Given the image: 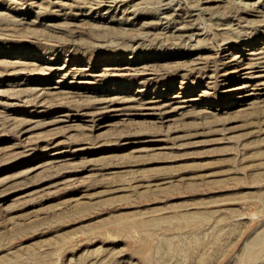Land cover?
Instances as JSON below:
<instances>
[{
  "label": "rangeland",
  "instance_id": "rangeland-1",
  "mask_svg": "<svg viewBox=\"0 0 264 264\" xmlns=\"http://www.w3.org/2000/svg\"><path fill=\"white\" fill-rule=\"evenodd\" d=\"M231 1L0 0V264H264V94L221 64L264 61V0Z\"/></svg>",
  "mask_w": 264,
  "mask_h": 264
},
{
  "label": "bare ground",
  "instance_id": "bare-ground-1",
  "mask_svg": "<svg viewBox=\"0 0 264 264\" xmlns=\"http://www.w3.org/2000/svg\"><path fill=\"white\" fill-rule=\"evenodd\" d=\"M96 1V0H95ZM100 1V0H99ZM121 1V0H120ZM209 1V0H208ZM213 2H220V1H222V0H212ZM231 1V0H230ZM235 1V0H234ZM234 1H231V2H234ZM117 2H119V0L117 1V0H105V1H103L102 0V3H104V4H102V5H98V3L97 4H94V5H96L94 8H92V9H99V8H101L102 6H106L107 8H112L113 6H114V4L116 3L117 4ZM124 2V1H123ZM235 2H237V1H235ZM234 2V4H236V8H238L237 6H238V4L237 3H235ZM247 2V1H246ZM56 3V2H55ZM95 3V2H94ZM169 3V2H168ZM223 3V2H222ZM238 3L240 4V6H244V7H246L247 9H248V6H252V5H248L247 3H244V2H239V0H238ZM249 3V2H248ZM124 4V3H123ZM232 4V3H231ZM257 4V3H256ZM256 4H254V5H256ZM261 4V3H260ZM90 5V4H89ZM93 5V6H94ZM165 5V4H164ZM171 5V4H170ZM173 5V4H172ZM171 5V6H172ZM167 7V6H166ZM164 8V9H167V8ZM169 7V6H168ZM260 7V6H259ZM88 8V7H87ZM169 8H171V7H169ZM180 8V7H179ZM242 8V7H241ZM255 8V7H254ZM262 8V7H261ZM102 9V8H101ZM124 9V8H123ZM243 9V8H242ZM251 9V8H250ZM253 9V8H252ZM87 10H89V9H87ZM168 10V9H167ZM176 10V9H175ZM180 10V9H179ZM241 10V9H240ZM249 10V9H248ZM254 10V9H253ZM174 11V10H173ZM239 11V10H238ZM242 11V10H241ZM240 11V12H241ZM246 10L244 9V12H245ZM251 11V10H250ZM263 11V10H262ZM90 11H88V13H89ZM94 12V11H93ZM127 12H128V10H127ZM175 12V11H174ZM91 13V12H90ZM97 13V12H96ZM256 13H257V11H256ZM262 13H264V12H262ZM174 14V13H173ZM260 14V13H259ZM174 16V15H173ZM176 16V15H175ZM181 16V15H180ZM169 18V17H168ZM126 19V18H125ZM128 19V18H127ZM167 19V18H166ZM127 21V20H126ZM173 21H175V20H173ZM177 21V20H176ZM172 23H174V22H172ZM177 23V22H176ZM179 25H180V23H179ZM184 25V24H183ZM183 25H180V27L181 26H183ZM186 25V24H185ZM187 26V25H186ZM184 28H186L185 26L182 28V29H184ZM179 29H181V28H179ZM186 29H189V28H186ZM191 30V29H190ZM177 31H179L178 29H177ZM197 35H199L198 34V32L196 33ZM216 36V35H215ZM222 51V50H221ZM219 52V51H218ZM257 52V51H256ZM259 53L261 52L262 53V51H258ZM264 52V51H263ZM259 53H257V54H259ZM249 54H252V53H249ZM254 54V53H253ZM252 54V55H253ZM216 55H218V54H216ZM251 55V56H252ZM264 55V54H263ZM257 56V55H256ZM259 56V55H258ZM257 56V57H258ZM262 56V55H261ZM234 57V56H233ZM260 57V56H259ZM263 57V56H262ZM261 57V58H262ZM217 58V57H216ZM248 58L250 59L251 57H249L248 56ZM247 58V59H248ZM264 58V57H263ZM215 59V58H214ZM253 59V58H252ZM263 59H261L260 61H258V60H255V58H254V63L253 62H251V61H249V62H251V63H244V61H245V59L243 58V55H241V56H238V57H234V58H231V59H228V60H225V61H223L221 64L222 65H227V66H230V70L228 71V72H226L225 74H222V76L224 77V76H226V75H228V74H233V76L234 77H238V78H240L241 80H242V82L238 85V86H235V87H233V89H232V91H234V92H236V94H238L239 92H248V94L246 95V94H243V95H245V97H255V96H257V95H260V94H264V61H262ZM220 61V60H219ZM208 62H210V61H208ZM213 63H214V61H213ZM215 64V63H214ZM216 64H217V62H216ZM221 65V67H223ZM210 66H212L211 64H210ZM147 67V66H146ZM209 67V66H208ZM213 67V66H212ZM215 67V66H214ZM220 67V68H221ZM139 68V67H138ZM144 68V67H143ZM219 67H217V69H218ZM228 68V67H227ZM124 69V68H123ZM136 69V68H135ZM147 69H148V67H147ZM208 69V68H207ZM213 69V68H212ZM216 69V68H215ZM62 70V69H61ZM77 70V69H76ZM107 70V69H106ZM134 70V69H133ZM144 70H146V68L144 69ZM210 70V69H209ZM214 70V69H213ZM212 70V71H213ZM83 71V70H82ZM121 71V70H120ZM217 71V70H216ZM69 72V71H68ZM75 72V71H74ZM73 72V73H74ZM135 72V71H134ZM140 72V71H139ZM215 72V71H214ZM213 72V73H214ZM224 72V71H223ZM76 73V72H75ZM80 73V72H79ZM222 73V72H221ZM78 74V73H77ZM139 74V73H138ZM213 75H216V74H210V76L212 77ZM219 75H221V74H219ZM97 76V75H96ZM209 76V77H210ZM151 79V78H150ZM222 80V79H221ZM56 88H58V87H56ZM232 88V87H231ZM57 90V89H56ZM231 90V89H230ZM203 92H205V91H203ZM204 94V93H203ZM209 94V93H208ZM207 94V95H208ZM41 95V94H40ZM179 96V95H178ZM198 96H200V95H198ZM177 97V96H176ZM244 97V96H243ZM137 98V97H136ZM151 98V97H150ZM138 99V98H137ZM262 99V98H261ZM260 99V100H261ZM113 100V99H112ZM133 100H135V99H133ZM263 100V99H262ZM132 101V100H131ZM138 101V100H137ZM145 101V100H144ZM177 101V100H176ZM193 101H195V99L194 98H187V99H182V101H180L181 103H185V104H189L190 102H193ZM243 101H245V100H243ZM259 101V100H258ZM257 101V102H258ZM106 102V101H105ZM108 102V101H107ZM113 102V101H112ZM116 102V101H115ZM136 102V101H135ZM156 102H157V100H156ZM154 100L153 101H147L146 100V102H143V108L144 109H150V110H158V111H160L161 109H164L165 107L164 106H166V105H159L158 103H156ZM174 102V101H173ZM179 102V101H178ZM254 100H253V104H254ZM261 102V101H260ZM263 102V101H262ZM138 103V102H137ZM249 104H250V101L248 102ZM110 104H111V102H110ZM251 104H252V101H251ZM252 104V105H253ZM141 105V104H140ZM171 105V104H170ZM170 105H168V106H170ZM115 106V105H114ZM180 106V105H179ZM186 106V105H185ZM182 107V106H181ZM184 107V106H183ZM187 107V106H186ZM167 108V107H166ZM165 108V109H166ZM108 109V108H107ZM107 109H106V111H107ZM177 109H178V106H177ZM105 110V109H104ZM110 110V109H109ZM116 110H118V109H116ZM173 111L175 110V109H172ZM163 111V110H162ZM110 112H111V110H110ZM161 112V111H160ZM159 114H161V113H159ZM149 223L150 224H153V223H157V221H154V220H150L149 221Z\"/></svg>",
  "mask_w": 264,
  "mask_h": 264
}]
</instances>
